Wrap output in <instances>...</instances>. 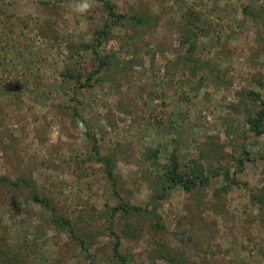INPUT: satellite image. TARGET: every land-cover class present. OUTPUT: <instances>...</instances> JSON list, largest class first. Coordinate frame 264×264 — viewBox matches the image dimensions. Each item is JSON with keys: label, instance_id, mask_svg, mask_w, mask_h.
Segmentation results:
<instances>
[{"label": "rangeland", "instance_id": "obj_1", "mask_svg": "<svg viewBox=\"0 0 264 264\" xmlns=\"http://www.w3.org/2000/svg\"><path fill=\"white\" fill-rule=\"evenodd\" d=\"M106 1L147 23L114 28L98 49L113 56L111 65L91 88L75 89L63 73L94 70L95 62L89 50L70 55L67 46L91 41L106 18L103 5L92 0L77 14L75 0H0V177L20 181L19 188L0 183V244L26 246L27 264H111L115 239L104 211L120 198L153 211V183L175 151L186 173L190 161L201 162L209 184L194 194L176 188L159 201L157 233L152 214L118 215L114 228L128 264H170L152 254L157 243L182 251L184 264H264V223L249 193L232 186L213 194L223 184L213 175L224 168L251 188L264 187V127L253 135L246 122L259 108L246 94L264 99V0ZM246 6L261 17L245 18ZM189 7L214 28L198 40L197 67L185 63L191 54L177 30ZM75 105L99 136L101 154L115 161L119 195L72 119ZM244 145L251 161L234 173ZM24 180L54 215L90 236L88 252L50 224L53 212L32 199ZM125 223L134 229L125 233Z\"/></svg>", "mask_w": 264, "mask_h": 264}, {"label": "trees", "instance_id": "obj_2", "mask_svg": "<svg viewBox=\"0 0 264 264\" xmlns=\"http://www.w3.org/2000/svg\"><path fill=\"white\" fill-rule=\"evenodd\" d=\"M99 1L106 10V18L100 28H94L93 37L89 43L85 44H68L67 49L70 55L78 54L80 50H89L92 53V60L95 62V68L91 71L81 70L77 67V70H66L62 78L67 81H74L75 89H88L92 87L91 81L100 73L103 69L105 70L108 65H111L112 55L108 56L102 54L98 51L101 42L105 39L111 37L112 30L125 22H131L135 26H143L147 23V19L143 16H129L123 13H118L115 11L114 7L111 6L106 0H96ZM48 4V3H45ZM242 15L245 18H250L251 20H256L261 17V10H256L250 6L243 7ZM211 22L207 18H203V13L195 10L192 7L187 8V10L180 15L178 20L177 30L179 32L181 42L186 44V51L191 54L186 58L185 63L191 61L195 66H200L199 60H196L192 54L196 51L198 40L200 37L208 38L213 32V27ZM182 61V58H179ZM194 67V66H193ZM84 79V80H83ZM98 79V78H95ZM250 99L259 104L258 110L254 115H247L246 122L249 125V130L253 135H261L262 127H264V99L260 100V95L254 92H248L246 94ZM75 96L72 95L71 100L75 101ZM78 103V102H77ZM72 119L74 121H79L82 124V134L87 138L92 146L91 157L97 162L104 166V171L110 181L113 188L114 195H119L118 193V179L115 173V161L109 155L101 154L99 147V136L90 129L88 123L83 120L80 116L78 107L72 106ZM158 150L153 152L150 151L152 157H156ZM235 172H243L245 162L251 161L250 152L246 146H242L241 152L235 158ZM189 169V173H186L181 169V164L179 162L178 156L175 151L170 154L168 164L162 166V172L160 176H157L155 183H153V195L151 198V204H156L153 206L152 210H147L146 207H138L123 201L121 198L120 202L114 207H107L104 211V218L106 221V231L111 235L115 242L112 247L111 264H128L129 257L126 254L120 252V239L119 235L116 233L114 228V220L119 215L122 218H128L130 216L146 218L147 214H152L154 221L151 227L154 232H159L163 230V226L160 225L159 216L156 214L155 210L157 203L159 201L165 200L169 192L179 188L188 194H194L198 192L199 189H204L209 184V175L206 174L204 166L198 160L190 161L189 165H186ZM230 168L220 169L213 176L218 177L222 175L223 184L221 187L214 190L213 194L217 196L222 192H227L232 186H242L249 193V201L253 206H256L259 210L260 216L262 218V223H264V187L259 189L251 188L246 183L239 182L235 175H230ZM21 181L24 186L30 188L32 199L38 203L44 205L51 212H53L51 218L49 219L50 224L57 230L65 232L70 240L75 243L83 253L89 251L90 236L81 234L80 228L77 227V223L72 222L62 216L54 215V210L51 207L50 201L46 197H42L38 194L35 187H32L28 182ZM0 183L5 185H10L15 188L20 187V181L13 182L8 178L1 176ZM133 228L132 224L125 223L124 232L129 233ZM30 252L27 247L11 248L4 244H0V264H27V259L30 256ZM152 254L164 261H168L170 264H184L185 255L182 251L175 250L171 245L167 243H157L155 249H153ZM107 264V263H106Z\"/></svg>", "mask_w": 264, "mask_h": 264}, {"label": "clouds", "instance_id": "obj_3", "mask_svg": "<svg viewBox=\"0 0 264 264\" xmlns=\"http://www.w3.org/2000/svg\"><path fill=\"white\" fill-rule=\"evenodd\" d=\"M92 6V0H75L72 5V10L77 14H85Z\"/></svg>", "mask_w": 264, "mask_h": 264}]
</instances>
